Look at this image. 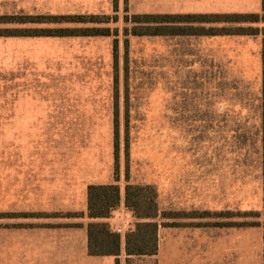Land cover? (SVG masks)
I'll return each instance as SVG.
<instances>
[{
  "label": "rangeland",
  "instance_id": "obj_1",
  "mask_svg": "<svg viewBox=\"0 0 264 264\" xmlns=\"http://www.w3.org/2000/svg\"><path fill=\"white\" fill-rule=\"evenodd\" d=\"M36 1L40 8L42 0ZM60 1L61 12L36 16L96 15L102 22H50L29 29L111 32L68 40V85L79 89V102L99 108L100 121L69 125V148L76 146L83 163H97L114 176L117 120L119 188L154 183L161 171L165 186L185 190L164 216L192 228L169 230L164 260L126 256L125 234L135 224L126 217L128 225H113L122 233L120 255L111 264H264V23L255 26L257 36L131 35L140 28L134 16L260 14L258 0H202L194 7L176 0Z\"/></svg>",
  "mask_w": 264,
  "mask_h": 264
},
{
  "label": "crops",
  "instance_id": "obj_2",
  "mask_svg": "<svg viewBox=\"0 0 264 264\" xmlns=\"http://www.w3.org/2000/svg\"><path fill=\"white\" fill-rule=\"evenodd\" d=\"M47 1L48 8L44 0L37 8L36 0H0V16L61 12L60 0ZM201 1L176 0L187 7ZM258 5L260 10L261 0ZM30 26L15 23L0 29ZM76 38L0 37V215H7L0 217V264H111L113 259L90 256L87 237L94 221L87 215V189L117 184L113 170L83 163L77 147L68 144L69 125L100 122L99 108L79 102V89L68 85V40ZM163 178L160 171L156 182L140 186L155 187L158 222L176 224L164 215L175 210L185 190L165 186ZM119 189V208L107 220L112 229L115 223L127 225L126 217L134 220L124 205L125 187ZM177 225L159 226V263L164 238L173 234L169 230L192 228Z\"/></svg>",
  "mask_w": 264,
  "mask_h": 264
},
{
  "label": "trees",
  "instance_id": "obj_3",
  "mask_svg": "<svg viewBox=\"0 0 264 264\" xmlns=\"http://www.w3.org/2000/svg\"><path fill=\"white\" fill-rule=\"evenodd\" d=\"M114 1V0H113ZM116 1V0H115ZM133 21L140 28H132L131 35L144 36H199L237 37L257 36L259 23H264V0H261L260 14H172L138 15ZM68 25L99 24L100 16H0V25L7 24H46ZM0 37H111L104 28H65V29H0ZM117 40H114L113 55L117 61ZM262 62V97L264 99V50ZM264 101V100H263ZM264 107V105H263ZM114 178L118 181L119 144L117 120L114 122ZM262 175L264 177V111L262 120ZM126 178L128 173L126 171ZM120 205V189L117 184L89 186L87 189V215L94 220L87 226L88 253L93 257H114L120 255L121 236L111 229L107 222ZM124 205L135 220L133 230L125 234V254L130 257H153L158 250L159 226L178 227L177 224L158 222L157 193L152 185H126ZM7 216V215H0ZM13 216V215H9ZM164 217V216H163ZM191 227V225H186ZM264 242V241H263ZM264 260V249H263ZM117 264V263H116Z\"/></svg>",
  "mask_w": 264,
  "mask_h": 264
},
{
  "label": "built area",
  "instance_id": "obj_4",
  "mask_svg": "<svg viewBox=\"0 0 264 264\" xmlns=\"http://www.w3.org/2000/svg\"><path fill=\"white\" fill-rule=\"evenodd\" d=\"M127 225H128V224H127ZM132 226H133V225H132ZM132 226L129 225V230L132 229ZM114 231H115L116 233H118L119 235H121V233H122V229H120V228H114Z\"/></svg>",
  "mask_w": 264,
  "mask_h": 264
}]
</instances>
